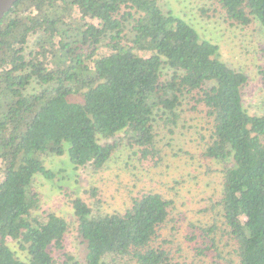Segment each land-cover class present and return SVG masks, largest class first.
<instances>
[{
	"label": "trees",
	"instance_id": "obj_1",
	"mask_svg": "<svg viewBox=\"0 0 264 264\" xmlns=\"http://www.w3.org/2000/svg\"><path fill=\"white\" fill-rule=\"evenodd\" d=\"M212 2L230 25L257 21L264 30V0ZM246 81L157 0H17L0 19V264H79L65 244L66 219L32 217L34 176L54 177L42 156L66 151L74 169L99 170L115 147L99 139L121 131L148 153L155 120L175 123L188 96L211 122L204 156L223 165L216 205L235 264H264V114L243 107ZM70 205L82 264H106L107 256L170 264L167 240L157 239L172 199L148 191L123 212L101 215L80 197Z\"/></svg>",
	"mask_w": 264,
	"mask_h": 264
},
{
	"label": "rangeland",
	"instance_id": "obj_2",
	"mask_svg": "<svg viewBox=\"0 0 264 264\" xmlns=\"http://www.w3.org/2000/svg\"><path fill=\"white\" fill-rule=\"evenodd\" d=\"M157 1L163 10L187 21L201 39L216 44L221 61L246 74L247 81L241 88L243 107L249 114H264V30L259 23L230 25L212 0ZM70 99L81 100L76 94ZM203 109L188 96L177 108L179 116L175 123L157 118L154 146L148 153L141 146L130 145L122 131L110 138H100L102 146L113 143L115 147L99 170L89 164L74 169L66 151L43 155V164L54 172V177L50 180L41 174L34 176L32 189L40 200L32 217L50 212L64 217L69 224L65 244L82 264L85 247L75 228L71 199L80 197L93 215H101L123 212L133 197L158 192L173 200L157 239L167 240L170 264H235V242L228 237L216 205L224 185L223 165L204 156L211 122ZM213 225V231H203ZM8 244L18 257L25 258L14 240H8ZM206 245L209 250L198 251ZM105 261L137 264L119 256H107Z\"/></svg>",
	"mask_w": 264,
	"mask_h": 264
},
{
	"label": "water",
	"instance_id": "obj_3",
	"mask_svg": "<svg viewBox=\"0 0 264 264\" xmlns=\"http://www.w3.org/2000/svg\"><path fill=\"white\" fill-rule=\"evenodd\" d=\"M17 0H0V19L7 12Z\"/></svg>",
	"mask_w": 264,
	"mask_h": 264
}]
</instances>
